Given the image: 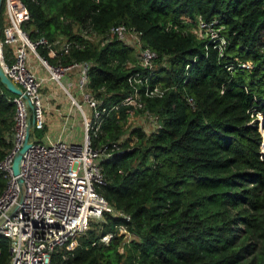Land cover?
<instances>
[{
    "label": "trees",
    "instance_id": "1",
    "mask_svg": "<svg viewBox=\"0 0 264 264\" xmlns=\"http://www.w3.org/2000/svg\"><path fill=\"white\" fill-rule=\"evenodd\" d=\"M22 2L30 38L53 44V57L46 47H38L40 56L51 65L90 63L87 89L102 118L91 143L124 150L102 156L105 184L97 191L129 214L135 236L122 251V236L101 243L125 222L105 212L51 264H264V0ZM198 19L222 27V55L190 32ZM4 20L2 1L0 39ZM118 24L139 31L157 55L146 75L149 89L159 85L163 93L145 96L139 87L142 108L133 110L156 119L150 132L126 128L133 108L122 101L134 93L128 78L140 67L134 49L109 36ZM13 97L0 83V160L12 148ZM5 186L0 173V194ZM8 248L0 233V264H8Z\"/></svg>",
    "mask_w": 264,
    "mask_h": 264
},
{
    "label": "built area",
    "instance_id": "2",
    "mask_svg": "<svg viewBox=\"0 0 264 264\" xmlns=\"http://www.w3.org/2000/svg\"><path fill=\"white\" fill-rule=\"evenodd\" d=\"M4 4L6 24L0 39V68L11 82L18 87L32 105L29 109L21 95H14L12 102L15 105L13 117L12 148L0 160V173L6 180V186L0 194V233L9 240L8 264H51V257L60 250L73 251L78 245L79 237L85 234L95 219H101L105 212L120 216L125 222L114 226L112 232L100 237V242L108 244L113 236H122L119 251L131 239L135 238L128 227L129 214L114 209L107 200L97 191L105 184V178L100 166L102 156H109L118 148L103 146L93 147L91 140L96 134L102 121L97 110V100L87 89L90 63L86 61L73 62L68 65H51L37 53L38 47L49 49V56L55 51L42 37L31 39L24 29L29 20V12L22 0H1ZM197 30L199 35L193 30ZM222 27L216 20L205 21L198 19L191 32L199 38L211 41L212 47L219 55L226 45L221 34ZM109 36L122 41L134 49L135 63L140 67L137 72L128 78L134 93L123 101L124 105H131L134 109L142 108L141 93L138 88L143 87L145 96L161 95L163 89L155 85L148 86L147 73L155 66L156 53L143 43L141 33L136 29L118 24L109 28ZM94 37V36H93ZM70 43H63L66 52ZM10 48L8 61L4 47ZM33 54L40 64L49 73L50 79L59 80L70 70H76V82L64 83L63 89L70 99L71 90L76 91L83 98L84 103L91 111L87 118L80 105L76 104L81 112L82 139L80 141H66L60 138L54 141H39L29 136V148L23 153L18 176L12 174L11 166L14 155L18 152L25 139L29 121L34 120L30 131H40L45 128L44 104L41 89L44 79L38 76L30 62ZM239 67L248 68L249 63L237 62ZM230 69V68H228ZM188 104L193 106L192 98H187ZM118 105L114 109H118ZM153 120L151 131L158 128L156 119L147 113ZM116 152V151H115ZM21 179V185L18 183Z\"/></svg>",
    "mask_w": 264,
    "mask_h": 264
},
{
    "label": "crops",
    "instance_id": "3",
    "mask_svg": "<svg viewBox=\"0 0 264 264\" xmlns=\"http://www.w3.org/2000/svg\"><path fill=\"white\" fill-rule=\"evenodd\" d=\"M5 24H6V19L4 20V26ZM52 50H54V48H52ZM35 59L36 60H34V58H30V64L32 65L35 73L44 79V82H43V87H44L45 84L47 85L49 81L51 80L50 75L45 70V68L40 64V61L37 58ZM76 78H77L76 70H70L69 72H67L66 75L62 77V81L63 83L69 82L70 84H72L76 82ZM72 90H73L71 92L72 97L75 98L76 103H74L73 100L70 99L68 95H66L67 99H69V103L66 102V99H65L64 100L65 104L63 103L62 107L56 113L57 115H60V113H63V109H65V113L68 114L70 117L68 118L66 117L62 121H60V120H57V117L55 115L53 117L52 116L48 117V115H46L45 132L47 135L45 136L44 141L46 140L54 141L58 138H60L61 140H66V141H71V140L75 141L77 139V136L81 134L82 128L80 127L81 126L80 123H81L82 114L76 104L80 105L81 109L83 110L82 105L84 104V101L80 103L79 97H81V95L76 91V89H72ZM43 99L45 100V95H43ZM48 109H49V106H48ZM79 127H80V130H78Z\"/></svg>",
    "mask_w": 264,
    "mask_h": 264
},
{
    "label": "rangeland",
    "instance_id": "4",
    "mask_svg": "<svg viewBox=\"0 0 264 264\" xmlns=\"http://www.w3.org/2000/svg\"><path fill=\"white\" fill-rule=\"evenodd\" d=\"M190 29H192V26L190 27ZM190 29H188V30H190ZM194 31L199 35V32L197 30L194 29L193 32ZM190 32H191V30H190ZM37 53L39 54L38 51H37ZM29 56H30V58H34V60H36L35 56L33 54H31ZM63 87H65V86H64L62 79H59V80L51 79L47 85L45 84V86L42 87V89H41L42 96L45 95V100L43 99L45 119H46V115H48V117H51V116L53 117L55 115L57 117V120H60V121H62L66 117L67 118L70 117L68 114L65 113V109H63V113H60V115L56 114L58 112V110L62 107V104L63 103L65 104V101H64L65 99H66V102L69 103V99H67V96H66L67 93L64 91ZM72 91L73 90H71L70 92H72ZM82 101H83V98L79 97V102L82 103ZM60 102H62V103H60ZM46 103H47V105H46ZM48 106H49V109H48ZM82 108H83V111H84V114L86 115V117L90 118L91 111L85 103L82 105ZM260 118H261V115L257 114V119L260 120ZM80 124H81L80 127L82 128L81 134L79 136H77V139L75 141H80L82 139V133H83L82 132V130H83L82 122ZM133 126H142L144 129L148 130V129L152 128L153 120L148 118L147 115H144V112H141L140 110H135L129 114V118H128V121L126 123V128H130ZM80 127L78 130H80ZM258 130H260L259 124H258ZM46 135L47 134H46L45 130H40V131L31 130L30 131V136H32L34 138L36 137L39 141H44ZM100 221H101L100 219L93 220L91 222L92 223L91 229L95 228L97 223Z\"/></svg>",
    "mask_w": 264,
    "mask_h": 264
},
{
    "label": "water",
    "instance_id": "5",
    "mask_svg": "<svg viewBox=\"0 0 264 264\" xmlns=\"http://www.w3.org/2000/svg\"><path fill=\"white\" fill-rule=\"evenodd\" d=\"M0 8H1V0H0ZM0 83L5 87V89L8 92H10L14 95H21L24 98L25 103L28 106V108L32 109V105H31L30 101L28 100V98H26V96L21 92V90L11 82V80L4 74V72L1 68H0ZM33 124H34V120L31 118V120L29 121L27 133H26L25 139L23 141V144L20 147V149L18 150V152L13 157L11 170H12V174L15 176H18V174H19L20 161H21L22 155L30 146V144L28 142V137H29V130L33 126ZM260 130H262L261 124H260ZM21 182H22L21 179L18 178V183L20 185H21ZM0 223H1V220H0Z\"/></svg>",
    "mask_w": 264,
    "mask_h": 264
}]
</instances>
